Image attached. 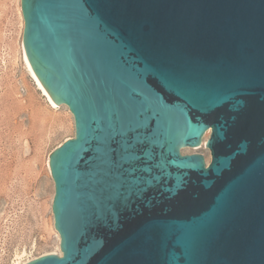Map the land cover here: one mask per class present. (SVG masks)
Instances as JSON below:
<instances>
[{
	"label": "water",
	"instance_id": "obj_1",
	"mask_svg": "<svg viewBox=\"0 0 264 264\" xmlns=\"http://www.w3.org/2000/svg\"><path fill=\"white\" fill-rule=\"evenodd\" d=\"M21 7L75 119L49 155L61 253L24 264H264V0Z\"/></svg>",
	"mask_w": 264,
	"mask_h": 264
},
{
	"label": "rangeland",
	"instance_id": "obj_2",
	"mask_svg": "<svg viewBox=\"0 0 264 264\" xmlns=\"http://www.w3.org/2000/svg\"><path fill=\"white\" fill-rule=\"evenodd\" d=\"M23 32L21 0H0V264L61 253L49 155L75 136L69 107L54 106L31 73Z\"/></svg>",
	"mask_w": 264,
	"mask_h": 264
},
{
	"label": "bare ground",
	"instance_id": "obj_3",
	"mask_svg": "<svg viewBox=\"0 0 264 264\" xmlns=\"http://www.w3.org/2000/svg\"><path fill=\"white\" fill-rule=\"evenodd\" d=\"M25 56H26V54H25ZM26 62H27V65H28V67H29L31 73L33 74V76L35 77V79H36L38 85L40 86V88H41V89L44 91V93L48 96V99L50 100V102H51L54 106H57V104L54 102V100L48 95V93L45 91V89H44V88L42 87V85L40 84L39 80L37 79V77L35 76L34 72L32 71V69H31V67H30V65H29V63H28V61H27V58H26ZM54 253H55V252H54ZM16 264H24V263H21V262L18 261Z\"/></svg>",
	"mask_w": 264,
	"mask_h": 264
},
{
	"label": "flooded vegetation",
	"instance_id": "obj_4",
	"mask_svg": "<svg viewBox=\"0 0 264 264\" xmlns=\"http://www.w3.org/2000/svg\"><path fill=\"white\" fill-rule=\"evenodd\" d=\"M207 134H206L205 138L207 137ZM199 148H204L206 150V153L205 152H201V153H203L204 156H205L206 164H209L210 161H211V151H210V149L205 145V143H203L202 146H200Z\"/></svg>",
	"mask_w": 264,
	"mask_h": 264
}]
</instances>
